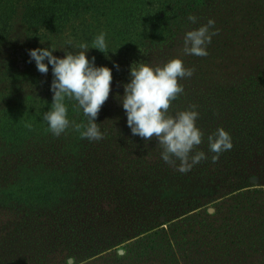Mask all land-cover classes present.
I'll return each instance as SVG.
<instances>
[{
	"label": "rangeland",
	"instance_id": "obj_1",
	"mask_svg": "<svg viewBox=\"0 0 264 264\" xmlns=\"http://www.w3.org/2000/svg\"><path fill=\"white\" fill-rule=\"evenodd\" d=\"M193 15L198 17L196 24L184 19L182 26L161 28L160 38L151 43L147 37L143 44L140 37L139 42L129 37L115 42L103 23L91 25V38L86 40L71 23L47 31L28 28L18 14L12 18L0 39V108L8 109H0V264H264L263 243L253 240L254 247H263L242 258V250L252 251L251 241L235 247L228 238L231 232H226L250 219L245 216L249 210L218 211L216 205L248 188L260 190L251 193L262 200L257 208L264 203V0H211ZM209 18L219 29L207 46L209 55H184V34ZM101 32L106 34L107 57L97 49L86 55L89 60L95 57L97 67L112 69L109 98L96 120L103 139H82L72 128L56 137L43 117L33 119L39 125L33 134L16 131V122L28 116L29 107L37 109L53 98L51 65L46 75L41 74L35 61L29 62L28 50L60 49L68 40L91 47ZM53 55L63 58L65 51ZM174 57L195 71L179 81L184 93L172 102L169 113L195 105L196 125L204 138L193 154L203 151L208 157L193 166L197 171L192 167L187 173L176 170L179 161L171 165L162 160L155 139L132 135L119 99L134 62L155 67ZM64 103L70 121L87 123L75 101L66 98ZM220 127L230 133L233 148L215 164L237 167L228 178L237 183L248 178L251 185L245 188H214L208 173H201L205 163H213L207 136ZM105 142L113 147L104 148ZM103 158L106 164L97 168L93 163ZM239 168L246 170L238 172ZM39 184H56L63 190L48 198L49 189L33 197L24 188ZM136 199L150 206L139 207ZM163 199H168L169 209L180 210L172 213ZM101 200L102 205L97 204ZM244 205L252 207L249 198ZM223 222L227 225L221 226ZM123 229L124 237L129 234L126 239L115 236Z\"/></svg>",
	"mask_w": 264,
	"mask_h": 264
},
{
	"label": "clouds",
	"instance_id": "obj_2",
	"mask_svg": "<svg viewBox=\"0 0 264 264\" xmlns=\"http://www.w3.org/2000/svg\"><path fill=\"white\" fill-rule=\"evenodd\" d=\"M188 21L196 24L198 17L189 15ZM218 34L215 20L209 18L206 24L184 34L183 54L208 56L207 46L211 44L212 37ZM105 35L103 32L97 35L91 47L87 43H75L72 40L66 42L65 46L79 49L78 51L68 50L65 46L60 49L50 46L28 50L29 62L34 60L41 74L46 75L51 65L53 79L50 90L53 98L51 109L43 114V120L48 123L49 131L56 137L72 128L82 139H103L96 120L109 98L112 69L107 66L97 67L95 57L89 60L86 53L89 49H97L107 57L110 51ZM57 50H64L65 56H54L53 52ZM46 59L47 63L44 62ZM114 67L119 70L118 64H114ZM194 71V68H186L179 57L155 67L144 63L137 66L134 62L130 66V82L123 85L124 94L119 97L132 135L145 141L155 139L157 146L162 149V160L171 165L179 161L176 170L181 173L191 171L193 166L208 158L203 151H195L193 154L204 138V133L196 125L199 113L194 110L195 105L178 111L175 115L169 113L172 102L184 93V87L179 81L191 78ZM66 98L75 101V107L82 109L87 117L86 124L67 118V107L64 103ZM207 143L209 151L214 153L211 157L213 163L218 162L223 152L233 148L230 133L222 127L207 136Z\"/></svg>",
	"mask_w": 264,
	"mask_h": 264
},
{
	"label": "trees",
	"instance_id": "obj_3",
	"mask_svg": "<svg viewBox=\"0 0 264 264\" xmlns=\"http://www.w3.org/2000/svg\"><path fill=\"white\" fill-rule=\"evenodd\" d=\"M209 2L211 0H0V39L6 36L10 27V21L18 14L21 21L30 29L36 28L38 30L47 29V31H54L62 25L71 23L74 32H80L81 36H85V39L89 40L92 33L91 25L96 23L93 26H99L100 23H103L107 36L114 39L115 42L122 37H129L132 40L137 39L139 42L140 37V44H143L144 39L148 37L151 40L150 42L153 43L156 38L161 37V28L170 31L175 27L182 26L184 19L186 21L189 15L194 14L195 10H198ZM87 14H90V17H87ZM51 103L52 101H45L37 109H34L33 105L29 107L28 116L22 117L21 120L16 122V131L33 134V131L39 126L33 119L43 117V114L51 109ZM0 109L4 112L8 111L5 107H1ZM9 118L12 117L10 116ZM102 122L106 123L104 120ZM12 125L13 123L10 124V126ZM103 147L109 148L113 147V145L105 142ZM93 164H96L97 168H101L104 167L106 162L103 158L101 161ZM227 167V164L219 166V164L215 163H205L201 169V173L205 171L208 173L207 177L211 178V185L214 188H229L230 191H234L251 185L248 178L243 179V177H240L243 179L242 183H237L236 180L230 181L228 172L236 174L235 169L237 167L230 169L228 167V170ZM148 168L152 169L151 167ZM197 168L199 167H193V171H197ZM245 170H240L239 168L238 172ZM97 175L99 176V173ZM37 182L41 183L40 181ZM24 188L33 197L34 194L40 193L43 195L42 190L49 189L47 192L48 198H52L55 193L63 190V188L57 187L56 184H52V187L39 184L36 186L29 185ZM13 189L16 192L19 191L16 187ZM258 191L260 190H251L249 188L239 191L238 195L240 196L249 194L247 198L252 202L251 208L244 205V199L247 198L243 197L242 199L237 194L225 197L216 203L218 211H222L223 208H228L231 212L238 209L241 213L249 210L245 216L250 219L240 221L238 226L226 230V232H231L228 233V238L231 242L235 243V247H241V245H245L251 241L250 249L253 248L252 251L247 252L246 249L242 250V258L249 256L250 254L248 253L250 252L260 251L263 247L261 244L254 247L256 243L252 242L253 240L264 244V203L257 208L258 203L262 202V200L258 196L251 195L252 192ZM103 200L97 202V204L102 205ZM161 201L164 203L163 206L165 208L168 210L172 209V213L180 210L179 206L175 207L177 210L174 207L169 209L168 207L171 204L167 203L168 199ZM196 202L199 203L200 200L198 199ZM135 203L139 207L142 206V208L150 206V202L141 204L137 199ZM251 212L252 215L249 214ZM167 213L171 216L173 215L172 213ZM216 219L219 221L221 217ZM226 225V222L221 223V226ZM124 232H126L125 229L115 236H121L123 239H126L129 234H126L124 237ZM107 236L108 238L110 236L115 238L114 235ZM98 238H101V236H98ZM244 262H247V260Z\"/></svg>",
	"mask_w": 264,
	"mask_h": 264
}]
</instances>
